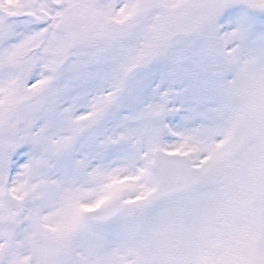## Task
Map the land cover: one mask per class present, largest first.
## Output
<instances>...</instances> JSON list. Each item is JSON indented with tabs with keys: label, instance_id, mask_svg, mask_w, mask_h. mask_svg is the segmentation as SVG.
Listing matches in <instances>:
<instances>
[{
	"label": "snow or ice",
	"instance_id": "snow-or-ice-1",
	"mask_svg": "<svg viewBox=\"0 0 264 264\" xmlns=\"http://www.w3.org/2000/svg\"><path fill=\"white\" fill-rule=\"evenodd\" d=\"M0 264H264V0H0Z\"/></svg>",
	"mask_w": 264,
	"mask_h": 264
}]
</instances>
